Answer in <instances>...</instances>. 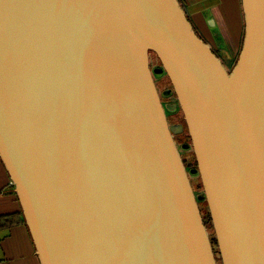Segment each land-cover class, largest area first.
<instances>
[{
	"label": "water",
	"instance_id": "water-1",
	"mask_svg": "<svg viewBox=\"0 0 264 264\" xmlns=\"http://www.w3.org/2000/svg\"><path fill=\"white\" fill-rule=\"evenodd\" d=\"M241 7L228 72L177 0H0V160L40 264H217L196 198L221 264H264V0Z\"/></svg>",
	"mask_w": 264,
	"mask_h": 264
},
{
	"label": "crops",
	"instance_id": "crops-1",
	"mask_svg": "<svg viewBox=\"0 0 264 264\" xmlns=\"http://www.w3.org/2000/svg\"><path fill=\"white\" fill-rule=\"evenodd\" d=\"M196 33L227 62L239 54V0H179ZM11 179L0 160V264H40Z\"/></svg>",
	"mask_w": 264,
	"mask_h": 264
},
{
	"label": "flooded vegetation",
	"instance_id": "flooded-vegetation-1",
	"mask_svg": "<svg viewBox=\"0 0 264 264\" xmlns=\"http://www.w3.org/2000/svg\"><path fill=\"white\" fill-rule=\"evenodd\" d=\"M228 71H229V69H228ZM164 93H165V91H164ZM167 98H170L171 102H174L176 104L175 109H174L173 112H170L167 108H165L166 118H167V121H168L169 124L180 123L181 126H182L181 128L175 127V129H174L175 131H174V134H173V139H174L175 145L177 146V149L179 151L180 158H181L183 164L185 165L188 181L190 183L192 191H193L194 195L197 196L200 193L197 192L198 189L196 188V186L194 184H192L190 178H191V176H193V174H196L197 176H199V175H198L197 172L193 173V174L190 172L192 167L189 164V163H191V162L193 163V161H195V157H194V154H193V151H192V160L190 161V158L187 155H185V153H184V150H189L188 147L191 146V142H190L191 140H190V136L188 134L186 123L184 121V116H183L182 111L179 108L176 96L174 97L173 92L171 91V92L167 93V95H164V94H162L160 92V99H161L163 105H167V103H169V102L165 101V99H167ZM184 140L187 143H185ZM184 145H187V147L183 148ZM192 166H194V168L192 170H196V161H195V164H193ZM196 201H197L198 205H199L200 202H202V201H199L197 198H196ZM200 213H201V211H200ZM202 220H203V223H204V225L206 227L205 218L202 217ZM206 230H207V227H206ZM208 236H209V234H208ZM209 239L211 241V237H209ZM216 263H217V260H216Z\"/></svg>",
	"mask_w": 264,
	"mask_h": 264
},
{
	"label": "bare ground",
	"instance_id": "bare-ground-1",
	"mask_svg": "<svg viewBox=\"0 0 264 264\" xmlns=\"http://www.w3.org/2000/svg\"><path fill=\"white\" fill-rule=\"evenodd\" d=\"M178 1V3H180V1L179 0H177ZM240 5H241V0H240ZM180 6H181V4H180ZM183 9V8H182ZM241 12H242V7H241ZM186 15V14H185ZM187 17V16H186ZM242 18H243V31H242V38H241V43H240V51H241V47H242V41H243V36H244V16H243V12H242ZM188 19V18H187ZM189 21V20H188ZM189 23H190V21H189ZM191 24V23H190ZM192 25V24H191ZM192 28H193V30H194V32L196 33V31H195V29H194V27L192 26ZM196 35L199 37V38H201L197 33H196ZM201 40L206 44V41H204L202 38H201ZM210 46V45H209ZM210 50H211V52L220 60V62L222 63V65L224 66V68L226 69V71H228V69H229V71L228 72H230L231 71V69H233V67L236 65V63H237V60H238V58H239V54H240V51H239V54H238V56H237V58L235 59V60H233L232 62H227L223 57H221L220 55H218L215 51H214V49L213 48H211V46H210ZM148 61H149V69H150V73H151V77H152V80H153V83H154V86H155V89H156V92H157V95H158V99H159V102H160V104H161V106H162V109H163V112H164V116H165V120H166V124H167V126H168V128H170L171 127V130H169L170 131V133H171V136H172V139H173V134H174V129H175V127H177V128H181L182 126H181V124L180 123H175V124H169L168 123V121H167V118H166V112H165V108H167L170 112H173L174 111V109H175V106H176V104L174 103V102H171V100H170V98H167L168 99V101L167 102H169V103H167V105H163L162 104V101H161V99H160V92L162 93V94H164V95H167V93H169V92H173V94H174V97H175V93H174V91H173V88H172V85H171V83H170V81H169V79H168V77H167V75H166V73L164 72V71H161V72H159V73H155L154 71L155 70H160L161 69V65H160V62H159V60H158V58L156 57V56H153L152 55V53L150 54L149 53V56H148ZM153 61H156L157 63L154 65L153 64ZM159 76V79H163L164 78V80L162 81V83L160 84V86H163V84L164 83H168V87L167 88H162V89H160L159 88V85H158V80L155 78V77H158ZM159 88V89H158ZM164 91H165V93H164ZM175 117V116H174ZM176 118V117H175ZM174 121V120H173ZM173 141H174V139H173ZM174 144H175V142H174ZM176 146V145H175ZM176 149H177V146H176ZM177 151H178V149H177ZM178 154H179V151H178ZM179 157H180V155H179ZM180 160H181V158H180ZM181 162H182V160H181ZM182 165H183V167H184V169H185V165L183 164V162H182ZM191 166V165H190ZM193 169V168H192ZM190 170V172H192V171H194V170ZM185 172H186V169H185ZM186 174H187V172H186ZM13 185V184H12ZM14 187V186H13ZM192 189V188H191ZM194 194V193H193ZM195 196V195H194ZM195 198H196V196H195ZM199 201H201V200H199ZM196 203H197V201H196ZM202 218V217H201ZM203 221V220H202ZM205 226V225H204Z\"/></svg>",
	"mask_w": 264,
	"mask_h": 264
},
{
	"label": "rangeland",
	"instance_id": "rangeland-1",
	"mask_svg": "<svg viewBox=\"0 0 264 264\" xmlns=\"http://www.w3.org/2000/svg\"><path fill=\"white\" fill-rule=\"evenodd\" d=\"M153 55V54H152ZM154 56V55H153ZM157 62L156 61H153V64L155 65ZM157 80H158V85H159V88L162 89V88H167L168 87V83H164L163 86H160V84L162 83V81L164 80L163 79H159V76L158 77H155ZM165 101H168V99H165ZM185 143H187L185 140H184ZM189 150H184V153L185 155H187L189 158H190V161L192 160V147L189 146L188 147ZM191 165L192 168H194V166H192L194 164V161L193 163H189ZM193 174V173H192ZM192 184H194L196 186V188L198 189V193H201L202 192V185H201V180H200V177L197 176L196 174H193V176H191L190 178ZM202 202L199 203V205L197 204L198 208H199V211H201V216L205 218V223H206V227H207V233L209 234V237H212L214 236V232H213V228H212V224H209L207 222V219H206V215H207V212L209 213L208 211V207H207V204L205 202V200H201ZM214 251V254L217 258V264H221V260L220 258L218 257L219 254H218V249L216 250H213Z\"/></svg>",
	"mask_w": 264,
	"mask_h": 264
},
{
	"label": "trees",
	"instance_id": "trees-1",
	"mask_svg": "<svg viewBox=\"0 0 264 264\" xmlns=\"http://www.w3.org/2000/svg\"><path fill=\"white\" fill-rule=\"evenodd\" d=\"M194 164H195V161H194ZM206 219H207V222L209 223V224H211V219H210V215H209V213L207 212V215H206ZM211 246H212V248H213V250H217L218 248H217V242H216V240H215V236H212L211 237ZM214 252V251H213Z\"/></svg>",
	"mask_w": 264,
	"mask_h": 264
},
{
	"label": "built area",
	"instance_id": "built-area-1",
	"mask_svg": "<svg viewBox=\"0 0 264 264\" xmlns=\"http://www.w3.org/2000/svg\"><path fill=\"white\" fill-rule=\"evenodd\" d=\"M12 183V182H11Z\"/></svg>",
	"mask_w": 264,
	"mask_h": 264
}]
</instances>
